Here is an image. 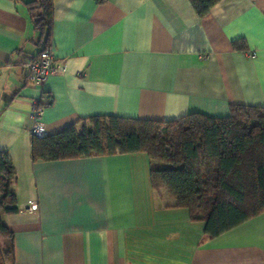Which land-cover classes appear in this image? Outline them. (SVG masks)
Here are the masks:
<instances>
[{
	"label": "crops",
	"instance_id": "1",
	"mask_svg": "<svg viewBox=\"0 0 264 264\" xmlns=\"http://www.w3.org/2000/svg\"><path fill=\"white\" fill-rule=\"evenodd\" d=\"M0 0V151L16 171L12 264H264V211L211 237L163 191L147 152L34 159L33 107L49 134L84 118L176 120L264 106V0H52L51 41L66 70L40 86L45 48L29 3ZM47 94L48 100L44 97Z\"/></svg>",
	"mask_w": 264,
	"mask_h": 264
},
{
	"label": "trees",
	"instance_id": "2",
	"mask_svg": "<svg viewBox=\"0 0 264 264\" xmlns=\"http://www.w3.org/2000/svg\"><path fill=\"white\" fill-rule=\"evenodd\" d=\"M190 1L203 17L220 0ZM29 5L47 48L53 2L34 0ZM139 151L150 157L155 191L166 189L175 206L187 207L193 219H204L208 236H217L264 211V106L236 104L228 116L192 112L162 121L97 115L33 139L34 159ZM15 180L9 154L0 151V241L3 254L11 261L13 232L3 216L18 211L12 189Z\"/></svg>",
	"mask_w": 264,
	"mask_h": 264
},
{
	"label": "built area",
	"instance_id": "3",
	"mask_svg": "<svg viewBox=\"0 0 264 264\" xmlns=\"http://www.w3.org/2000/svg\"><path fill=\"white\" fill-rule=\"evenodd\" d=\"M27 81L30 84L40 86L46 82L49 76L62 73L66 70L65 65L55 59L53 50L50 46L40 51L27 64ZM43 106L40 101L35 102L33 107L34 123L31 132L35 137H46L49 132L45 124L41 121Z\"/></svg>",
	"mask_w": 264,
	"mask_h": 264
},
{
	"label": "rangeland",
	"instance_id": "4",
	"mask_svg": "<svg viewBox=\"0 0 264 264\" xmlns=\"http://www.w3.org/2000/svg\"><path fill=\"white\" fill-rule=\"evenodd\" d=\"M155 163H156V165H158V166H160V167L165 166V164L162 163V162H155ZM163 191L168 192L166 189H160L159 191H157V196H158V198L164 200V197H163ZM169 195H170V194H169ZM170 196H171V195H170ZM2 249L4 250L5 247H4V245H3V242L0 241V264H12V262H11V258L5 256V254H3V252H2Z\"/></svg>",
	"mask_w": 264,
	"mask_h": 264
}]
</instances>
